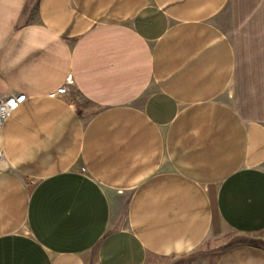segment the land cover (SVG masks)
Instances as JSON below:
<instances>
[{
    "label": "crops",
    "instance_id": "1",
    "mask_svg": "<svg viewBox=\"0 0 264 264\" xmlns=\"http://www.w3.org/2000/svg\"><path fill=\"white\" fill-rule=\"evenodd\" d=\"M255 21L264 0H0V97L26 96L0 123V264H160L208 238L213 264H264Z\"/></svg>",
    "mask_w": 264,
    "mask_h": 264
},
{
    "label": "rangeland",
    "instance_id": "2",
    "mask_svg": "<svg viewBox=\"0 0 264 264\" xmlns=\"http://www.w3.org/2000/svg\"><path fill=\"white\" fill-rule=\"evenodd\" d=\"M260 18L259 16H255V19ZM240 32L242 35H252V34H264V22L255 21L252 23H240L239 25ZM71 99L79 104V108H83L85 105L84 100L81 99L78 95H75L72 91ZM88 108V107H84ZM231 240H243L244 238L235 235L231 237ZM252 240L257 242H262L264 244V232L260 234L253 235L249 237ZM247 239V238H246ZM228 242H223L222 239L218 240L216 238H208L204 240L200 245L195 247L194 250L190 252L183 253L180 256L174 257L173 259L166 261L160 264H213L215 258L220 253V250L223 246Z\"/></svg>",
    "mask_w": 264,
    "mask_h": 264
},
{
    "label": "built area",
    "instance_id": "3",
    "mask_svg": "<svg viewBox=\"0 0 264 264\" xmlns=\"http://www.w3.org/2000/svg\"><path fill=\"white\" fill-rule=\"evenodd\" d=\"M67 93V88L63 87V88H59L58 91L53 94V96L56 95H65ZM26 98L25 95H10V96H4V97H0V123H3L4 120L9 116H11V114L13 112H15L17 110V108L19 107V105L21 103L24 102V99Z\"/></svg>",
    "mask_w": 264,
    "mask_h": 264
}]
</instances>
